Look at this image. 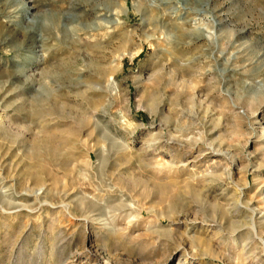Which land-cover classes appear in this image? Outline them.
<instances>
[{
    "label": "rangeland",
    "instance_id": "374dc122",
    "mask_svg": "<svg viewBox=\"0 0 264 264\" xmlns=\"http://www.w3.org/2000/svg\"><path fill=\"white\" fill-rule=\"evenodd\" d=\"M0 116V264H264V0H0Z\"/></svg>",
    "mask_w": 264,
    "mask_h": 264
},
{
    "label": "bare ground",
    "instance_id": "6f19581e",
    "mask_svg": "<svg viewBox=\"0 0 264 264\" xmlns=\"http://www.w3.org/2000/svg\"><path fill=\"white\" fill-rule=\"evenodd\" d=\"M0 118H1V116H0ZM1 123H2V121H1ZM138 128V127H137ZM135 130H137V129H135ZM136 132V131H135ZM134 133V132H133ZM197 140H199L200 141V139H197ZM195 141V140H194ZM186 142V141H185ZM191 142H193V140L191 141ZM197 142V141H196ZM202 142V141H201ZM194 144V143H193ZM213 149V148H212ZM212 151H215V153H213V154H217L218 155V152L220 151H216V150H212ZM220 153H222V152H220ZM221 156V155H220ZM250 212V211H249ZM251 213H252V215H251V219H250V224H251V229L253 230V232H255L256 233V231H257V229H256V225H255V212L254 211H251ZM264 253V252H263ZM258 256V255H257ZM261 260H263V259H261ZM258 261V260H257ZM259 262V261H258Z\"/></svg>",
    "mask_w": 264,
    "mask_h": 264
}]
</instances>
